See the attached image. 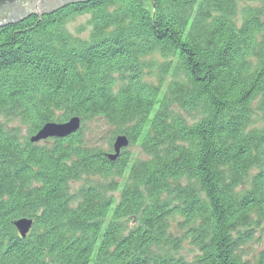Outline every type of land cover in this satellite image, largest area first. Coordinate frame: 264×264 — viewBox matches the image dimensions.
<instances>
[{
	"label": "trees",
	"instance_id": "obj_1",
	"mask_svg": "<svg viewBox=\"0 0 264 264\" xmlns=\"http://www.w3.org/2000/svg\"><path fill=\"white\" fill-rule=\"evenodd\" d=\"M241 2L264 4L90 0L0 26V118L31 127L21 142L0 122V264H186L183 241L201 264H248L247 239L264 242V5L236 20ZM83 14L85 39L67 30ZM73 116L76 134L30 142ZM94 118L128 140L114 162L84 142Z\"/></svg>",
	"mask_w": 264,
	"mask_h": 264
},
{
	"label": "rangeland",
	"instance_id": "obj_2",
	"mask_svg": "<svg viewBox=\"0 0 264 264\" xmlns=\"http://www.w3.org/2000/svg\"><path fill=\"white\" fill-rule=\"evenodd\" d=\"M88 1H90V0H84V1L76 2L74 4L85 3V2H88ZM263 5L264 4H261V3L253 4L251 2L238 3L237 4L238 12H237V15H236V20H240V19L244 18L245 15H243V13H244V10L247 7H251V9H254L255 7H261ZM251 9H249V10H251ZM249 10H247V11H249ZM32 15H35V14H32ZM35 16H38V15H35ZM88 21H89L88 14L75 16L74 19H72L67 24V30L71 34H73L74 36L77 35V34H81L82 39H85L87 37L89 31H90V27L88 25ZM80 29H81V32L77 33L78 30H80ZM262 33L264 35V31ZM261 35H258V38H262L263 36L261 37ZM155 61L158 62L157 59H155ZM145 80L151 81V78L145 77ZM254 107H258V103L257 102L254 104ZM68 120H66L64 122H61V121H58V122H56V121L55 122H46V124H48V123L61 124V123H66ZM0 122L8 130H12V129L17 130V132L20 135L19 138H20L21 142L25 141V138L31 136V135H29V133L31 132V127L29 125L23 124L18 119H15V118H9V119L0 118ZM46 124H44L42 126V128ZM79 124L80 125L78 127V130L80 129V126H81V121L80 120H79ZM256 125L257 126L262 125L261 119L260 120L257 119ZM78 130L77 131H73L71 133V135L76 134L78 132ZM111 130L112 129L110 127H108V125L106 126V122L104 120H102L101 118H94L92 120L86 121V124H83V126L81 127L80 131H81L82 135L84 136V142H85V144L88 147H96V148L101 149L105 153H109L110 152V149H109L110 147L108 146V142L113 146V143H114V141L116 139V138L115 139L111 138V135L113 133V131H111ZM117 136H123V135H120V134L118 135L117 134ZM46 138L47 139H64L65 137L59 138L58 136H55V137L47 136ZM47 139L40 140L37 143L40 142L42 144V143L46 142ZM127 152H128V157H130L131 160H136V159L137 160H143V159L146 158L145 155H147L146 152H144L143 149L140 148V144L138 142L134 143L132 145H129V147L127 148ZM76 185H78V184H76ZM24 222H28L29 223V225H30L29 230H31L33 222L30 221V219H28V221H24ZM15 223L16 222H14V226H15ZM174 231H176V229H174ZM20 238H22V237L20 236ZM250 247H252V244L249 245V247L246 250V253L243 255V258L245 260H249L250 256H253V254H254V253H252L249 250ZM261 248H262V246H261ZM195 251L196 250L194 249L193 246L190 245L189 241H183L182 249L179 251V253L181 255H183V256L186 255V256L191 257L193 259V256H195Z\"/></svg>",
	"mask_w": 264,
	"mask_h": 264
},
{
	"label": "water",
	"instance_id": "obj_3",
	"mask_svg": "<svg viewBox=\"0 0 264 264\" xmlns=\"http://www.w3.org/2000/svg\"><path fill=\"white\" fill-rule=\"evenodd\" d=\"M80 1L84 0H0V26L9 22L20 21L24 17L32 14L40 16L41 14L52 12L68 4H74ZM143 3L150 9L149 0H143ZM79 125V120L76 117L69 119L66 123H48L30 139V142L37 143L40 140L47 139V136L66 138L73 131H77ZM127 146L128 140L126 137L117 136L112 146L114 154L107 155L108 159L114 162L118 158L120 150ZM24 221L26 220L15 223L17 229L21 231L19 235L22 238L26 236L30 228L29 223Z\"/></svg>",
	"mask_w": 264,
	"mask_h": 264
},
{
	"label": "bare ground",
	"instance_id": "obj_4",
	"mask_svg": "<svg viewBox=\"0 0 264 264\" xmlns=\"http://www.w3.org/2000/svg\"><path fill=\"white\" fill-rule=\"evenodd\" d=\"M30 16V15H29ZM26 17H28V16H26ZM26 17H24V18H26ZM84 31V30H83ZM79 35V34H78ZM249 109H250V111H252L254 114H258L259 113V111H257V107H249ZM258 116V115H257ZM74 117H76V116H73V117H71V118H74ZM77 118V117H76ZM79 119V118H78ZM80 120V119H79ZM52 122V121H51ZM264 121H262V125H259V126H257V127H259V128H261L262 126H264V123H263ZM42 129V127L39 129V130H41ZM38 130V131H39ZM35 136V134L32 136V137H34ZM31 137V138H32ZM30 138V139H31ZM67 138V137H66ZM23 220H26V221H28V219L27 218H20V219H18L17 221H23ZM30 221H32V220H30ZM15 227V229H16V231H17V233H20L21 231L20 230H18L17 229V227H16V225L14 226ZM28 232H29V229H28ZM28 232H27V234H28ZM26 234V235H27ZM247 242L248 243H246V245L244 246V248H243V250H244V252H243V255L246 253V250H247V248L249 247V245L250 244H252V247H250V251L252 252V253H254L253 254V256H250V259L249 260H245L244 258H243V255H242V258H241V260L243 261V262H245V263H248V264H254V263H256L257 262V257H258V255L259 256H261L262 255V252H261V246H262V244H263V239L262 238H260L259 236H258V233H256L255 234V237H254V239L253 240H251V239H247ZM168 261H169V259H167ZM184 262L186 263V264H201V263H199L198 261H196V260H194V257H193V259H191V257H186V259H184ZM173 262L172 261H169L168 263H166V264H172Z\"/></svg>",
	"mask_w": 264,
	"mask_h": 264
}]
</instances>
